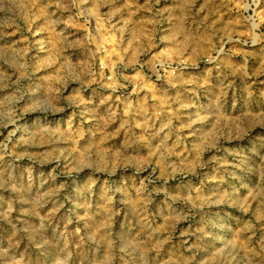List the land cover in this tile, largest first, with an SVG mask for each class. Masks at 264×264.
<instances>
[{
    "label": "rangeland",
    "instance_id": "obj_1",
    "mask_svg": "<svg viewBox=\"0 0 264 264\" xmlns=\"http://www.w3.org/2000/svg\"><path fill=\"white\" fill-rule=\"evenodd\" d=\"M0 264H264V0H0Z\"/></svg>",
    "mask_w": 264,
    "mask_h": 264
}]
</instances>
